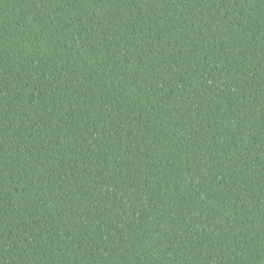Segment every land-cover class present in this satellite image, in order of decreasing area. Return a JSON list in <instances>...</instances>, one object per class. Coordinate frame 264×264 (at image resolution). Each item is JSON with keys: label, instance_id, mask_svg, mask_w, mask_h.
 <instances>
[{"label": "trees", "instance_id": "obj_1", "mask_svg": "<svg viewBox=\"0 0 264 264\" xmlns=\"http://www.w3.org/2000/svg\"><path fill=\"white\" fill-rule=\"evenodd\" d=\"M0 264H264V0H0Z\"/></svg>", "mask_w": 264, "mask_h": 264}]
</instances>
